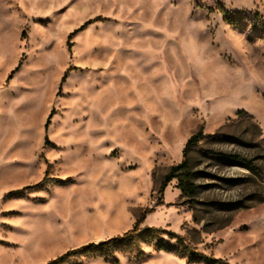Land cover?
Wrapping results in <instances>:
<instances>
[{
    "label": "rangeland",
    "instance_id": "1",
    "mask_svg": "<svg viewBox=\"0 0 264 264\" xmlns=\"http://www.w3.org/2000/svg\"><path fill=\"white\" fill-rule=\"evenodd\" d=\"M136 226L57 264H264V0H0V264Z\"/></svg>",
    "mask_w": 264,
    "mask_h": 264
},
{
    "label": "trees",
    "instance_id": "2",
    "mask_svg": "<svg viewBox=\"0 0 264 264\" xmlns=\"http://www.w3.org/2000/svg\"><path fill=\"white\" fill-rule=\"evenodd\" d=\"M219 9L222 14H224L228 20L233 21L232 18H230L229 12L225 9L223 5L219 6ZM51 119V116L49 117L48 123L46 125V128H48L49 121ZM202 137V131H200L198 134L192 136L188 142L186 143L185 149H184V160L181 164L171 168L169 173L165 176L162 185L160 187V193H164L169 184L177 180L179 183V188L182 192V195L184 197L193 198L197 195V187L192 183V177L193 174L191 173L189 163L187 161V155L190 149L196 147L199 144L200 138ZM228 158L232 159L235 163L242 162V159L239 156H228ZM154 210L148 209L146 210L145 214H150ZM145 217V216H144ZM141 232L138 229V226H136L132 231L128 232L124 235L122 238L114 239L108 243H104L101 246L96 245H88L84 246L80 249L74 250L72 252H68L64 256L60 257L56 262L52 264H57L58 262L66 261L69 258L78 256V255H87L89 253H93L94 251H102L105 248L109 247H123L128 244H132L141 236ZM196 260V259H195ZM197 262H202L203 264H226L223 261L216 260L214 258H209L207 256L201 255L199 256Z\"/></svg>",
    "mask_w": 264,
    "mask_h": 264
}]
</instances>
